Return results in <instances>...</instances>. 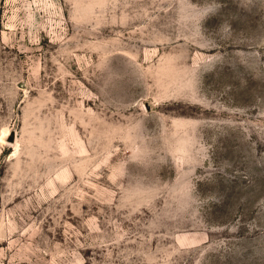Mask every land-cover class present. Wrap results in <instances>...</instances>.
<instances>
[{
  "label": "rangeland",
  "instance_id": "374dc122",
  "mask_svg": "<svg viewBox=\"0 0 264 264\" xmlns=\"http://www.w3.org/2000/svg\"><path fill=\"white\" fill-rule=\"evenodd\" d=\"M0 264H264V0H0Z\"/></svg>",
  "mask_w": 264,
  "mask_h": 264
},
{
  "label": "snow or ice",
  "instance_id": "6c2138e0",
  "mask_svg": "<svg viewBox=\"0 0 264 264\" xmlns=\"http://www.w3.org/2000/svg\"><path fill=\"white\" fill-rule=\"evenodd\" d=\"M8 135L11 136V135H13V134H12V133H9Z\"/></svg>",
  "mask_w": 264,
  "mask_h": 264
}]
</instances>
